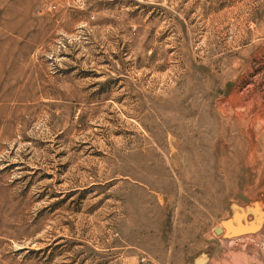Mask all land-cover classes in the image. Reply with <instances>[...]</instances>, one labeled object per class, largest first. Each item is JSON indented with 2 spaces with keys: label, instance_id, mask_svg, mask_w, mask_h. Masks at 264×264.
<instances>
[{
  "label": "rangeland",
  "instance_id": "obj_1",
  "mask_svg": "<svg viewBox=\"0 0 264 264\" xmlns=\"http://www.w3.org/2000/svg\"><path fill=\"white\" fill-rule=\"evenodd\" d=\"M0 264H264V0H0Z\"/></svg>",
  "mask_w": 264,
  "mask_h": 264
},
{
  "label": "water",
  "instance_id": "obj_2",
  "mask_svg": "<svg viewBox=\"0 0 264 264\" xmlns=\"http://www.w3.org/2000/svg\"><path fill=\"white\" fill-rule=\"evenodd\" d=\"M221 229H222L221 226H216L214 230H215L216 232H220Z\"/></svg>",
  "mask_w": 264,
  "mask_h": 264
}]
</instances>
